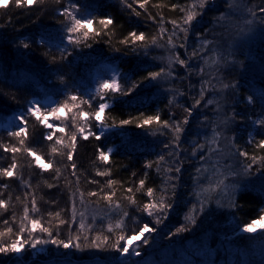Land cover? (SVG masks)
Here are the masks:
<instances>
[{
    "label": "trees",
    "instance_id": "1",
    "mask_svg": "<svg viewBox=\"0 0 264 264\" xmlns=\"http://www.w3.org/2000/svg\"><path fill=\"white\" fill-rule=\"evenodd\" d=\"M244 1L256 12L264 7V0ZM192 4L195 0H148L141 8L136 0H42L17 6L10 0L8 7H0V125L14 115L25 121L9 130L0 126V169L13 162L17 165L13 177L0 176V198L8 205L0 208V231L11 227L13 233L18 232L27 206L30 217L40 219L51 232V236L33 233L32 238L46 241L35 248L32 238L24 234L29 242L21 251L23 264H175L179 256L191 258L185 261L192 264H207L193 255L202 248L210 252L206 259L213 263L209 264H215L230 246L243 247L254 239L235 236L264 216V189L252 182L241 183L220 199L219 180L207 170L212 165L202 135L213 127L218 110L226 112V133L236 168L253 178L264 177V146H258L264 141V40L232 53L233 64L221 69L218 83L208 90L206 69L216 48H221L212 29L219 12L196 6L197 16L185 25L183 19ZM65 9L78 19L93 20L91 30L73 34L79 43L68 42L71 21L62 14ZM107 19L112 23H100ZM131 32L143 33L145 40L132 43ZM103 62L115 65L123 91L95 90L92 78ZM153 72L160 75L152 79L149 73ZM32 99L37 100L41 118L52 117L48 115L51 109L64 103L72 108L71 112L66 108L67 115L60 120L52 117L54 127H63L64 132L46 129L27 112ZM46 99L51 100L48 107L42 105ZM101 103L110 104L102 122L95 119ZM81 111L89 116H80ZM156 116L159 122L143 125L148 117ZM124 120L129 123L122 124ZM177 126L181 128L178 134ZM100 127L118 131L101 134ZM20 128L26 130L20 137L9 135ZM73 134L75 149L71 148ZM57 139L63 144H57ZM13 147L19 151L5 150ZM53 147L58 151L52 152ZM25 149L46 163L51 161L53 167L41 170ZM101 151L108 153L107 161L99 158ZM149 188L153 189L151 197ZM105 195H111V207ZM161 198L165 208L149 216L143 206L159 205ZM33 199L37 212H31ZM118 221L120 229L115 228ZM145 223L155 231L146 236L147 243L139 245L136 252L141 255L135 260H120L122 253L111 246L84 247L98 236L101 240L109 237L111 245L120 235L137 234ZM225 238L233 242L221 241ZM52 239H72L81 248H64L51 243ZM14 259L15 253L0 254V264H14Z\"/></svg>",
    "mask_w": 264,
    "mask_h": 264
},
{
    "label": "rangeland",
    "instance_id": "2",
    "mask_svg": "<svg viewBox=\"0 0 264 264\" xmlns=\"http://www.w3.org/2000/svg\"><path fill=\"white\" fill-rule=\"evenodd\" d=\"M195 5L201 11H209V13L215 14L219 12L214 19L212 29L213 36H216L217 42L220 44L221 48H216L217 52L213 56L212 62H209L206 69V78H208L209 82H211H208L209 85L207 84V88L208 90H211V87H213L215 83H218V79H220L219 72L221 69L225 68L226 65L230 67V64H233L234 57H230L232 53L236 52L235 54H237V51L245 48L246 44H250L251 42L260 39L264 40V13L254 11L246 5L244 0H206V6L203 8L199 7V0H195ZM113 78H115L118 82V71L115 65L109 62L101 63L95 70L92 78L95 90L100 89V85L104 81H111ZM50 102L51 100L46 99L42 102V105L48 107ZM105 104H107V107L110 105L109 103ZM29 108H38L36 99L30 100L27 108L28 113H30ZM227 115L228 114L223 110H218L217 114L213 117V127L209 130L207 135H202L204 141L206 140V148H209L207 158H209V162H211L212 165L207 170L213 172V176L219 180L217 188H221L218 192L220 199L228 196L230 190L232 191L238 184L241 183L252 182L257 184L261 189H264V177L253 178L246 172L236 168L232 151L230 149L231 139L226 133V124L229 121ZM47 121L52 124L54 118L50 117ZM17 123H21L20 116L14 115L7 118L5 123L0 126L9 130L14 125H17ZM45 128L50 130H59L57 127ZM117 131L118 130L114 128L100 127L101 134H111ZM150 233L151 232L145 233V237ZM263 235L264 229L259 228L256 232L252 233L245 232L243 230L240 231L235 237L244 236L245 238L254 239L244 244L243 247L230 246V249H226L223 252L225 255H223V257H221L215 264H264V240L260 239ZM221 241L231 243L233 242V238H225ZM143 242L144 238H141L139 241H135L133 243L134 251L130 250L128 253L122 254V257L119 259H123L122 261H128L138 258L141 254L136 255L135 253L138 250L139 245ZM226 246L229 245L226 244ZM162 250L165 249L162 248ZM167 250H169V248ZM167 250L166 254L168 253ZM177 251L178 250H176V252ZM36 252L38 254L42 253L40 249H37ZM179 253L180 252H177L176 254L179 255ZM193 255L199 256L203 260L207 261L205 262L207 264L213 263L206 259L210 257V252L206 251L204 248L200 251L194 252ZM21 256V252L15 253L13 263L23 264L20 262ZM32 258H36V256L34 255ZM187 259L191 258L185 256H181L180 258L179 256L176 258L175 264H192V262L185 261ZM168 264H172V262L169 261ZM193 264L197 263L195 262Z\"/></svg>",
    "mask_w": 264,
    "mask_h": 264
},
{
    "label": "snow or ice",
    "instance_id": "3",
    "mask_svg": "<svg viewBox=\"0 0 264 264\" xmlns=\"http://www.w3.org/2000/svg\"><path fill=\"white\" fill-rule=\"evenodd\" d=\"M10 2V0H0V7H8V3ZM38 2H42V0H15V3L17 6H22L24 4H27L29 6L36 4ZM136 2L139 3V6L141 8H143L145 6V4L148 2V0H136ZM206 6V0H199V7L203 8ZM73 8H75V5H73ZM196 5L192 4L188 7V11L187 14L185 16V18L183 19V24L188 25L190 24L195 17L197 16V12L195 11ZM182 11H184V9H182ZM259 11L261 13H264V7H261L259 9ZM63 15H65L66 19H70L71 24L70 26L67 27V32H68V42L69 43H79L80 39L77 36H74V33H80L82 29L88 28L89 30H91V26L93 24V20L91 19H78L76 18V16L69 11L68 9L64 10V13H62ZM137 15H139V13H137ZM101 24H111L112 20L111 19H107V20H101L100 21ZM175 24V22H173ZM182 31H187L186 28L181 29ZM83 37H87L88 36V32L84 31L82 32ZM129 36L132 38V43H135L137 41H144L145 40V35L143 33H140L139 35H137L135 32H131L129 33ZM153 43L156 42L155 37H153L152 40ZM169 43H171V40H169ZM25 47H27V45H25ZM177 59L179 60V58L177 57ZM179 63L181 65L185 64V61L183 60H179ZM160 75V73L157 72H153V73H149V77L152 79H155L156 77H158ZM133 87H135V85H133ZM111 90L112 92H118V91H123V89L121 88V85L117 82V80L115 78H113L111 81H104L101 85H100V89H98V92L101 90ZM132 89L130 88L128 91L130 92ZM127 94V93H125ZM72 101H75L77 99V97L73 96L71 97ZM84 103H87V101H84ZM200 101L197 100L196 104H199ZM211 103V102H209ZM73 107H78V105H73ZM107 107V104L105 103H101L99 105L98 110L95 112V119L97 121H101L102 122V116L103 113L105 111ZM67 108L68 112L72 111V108H68V104L64 103L61 104L58 108H52L51 111L48 113L49 116L54 117L56 120H60L61 116H65L66 117V113H65V109ZM186 111H190V110H186ZM29 112L36 117L37 120H39L41 123H43L45 125V127L47 128H53L54 125L51 123H48L47 118H41L40 112L41 110L39 108L36 109H32L29 108ZM80 116H83L85 118H87L89 116V113L87 112H83L81 111L79 113ZM73 121H75V116L72 117ZM153 120H156L157 122H159V116L156 117H148L146 120L143 121V125H147L150 124ZM21 122L25 123V121L23 120V118H21ZM187 122V121H185ZM122 124H128L129 121L128 120H124L121 121ZM165 126L167 125V122H164ZM143 125H137L138 127H141ZM59 131L64 132V128L61 127L59 129ZM26 130L24 128H20L19 131L16 132H11L9 133L10 136L13 137H20L23 133H25ZM79 132L81 134H83L84 132V128L80 127L79 128ZM181 132V128L179 126H177L175 128V133H180ZM92 133L89 132L88 135H91ZM47 139L51 140L52 139V135H48L46 137ZM85 139H87V136L84 137ZM178 138V137H177ZM71 148L75 149L76 144V135L73 134L71 136ZM20 144L23 145L24 144V140L21 139ZM57 144H63V141L60 139L56 140ZM258 146H264V141L260 142V145ZM6 151H12L13 153L19 151V149L13 147V148H6ZM25 151H27L29 153V155L34 157L35 163L36 165L41 169V170H48L51 169L53 167V164L51 161L49 162H45V160L38 154H36L34 151H31L30 149H25ZM57 148L53 147L52 148V152H57ZM242 156H246V153H240ZM67 158L69 161H71L73 159V155H72V151H69L67 153ZM99 158L103 161H107L109 159V155L108 153L101 151L100 152V156ZM161 159H163L161 157ZM201 159H203V157H201ZM255 157H253V161L255 162ZM17 167L16 163L13 162L9 168L7 169H0V176H4V177H13L14 176V170ZM72 167L75 168L76 165L72 164ZM249 167H251V165H249ZM57 174H59V169H56ZM177 171H179V169H177ZM199 171V170H198ZM97 175H105V173H100L98 172ZM113 183V181H109V184L111 185ZM222 183V182H221ZM141 186H143L144 181L141 180L140 181ZM130 191V190H129ZM147 194L149 197H151L153 195V189L149 188L147 190ZM89 195H96V193H89ZM19 199V198H17ZM103 199L107 200L109 202V206L111 207V195H105L103 197ZM7 202L5 200H3L2 198H0V208H6ZM170 206V205H169ZM117 207H119V205H117ZM165 208V204L163 203V198H161V202L159 203V205H157L156 203H147L143 206V210L149 215H153L154 211H159ZM38 208L36 206V201L35 199H33L32 201V207H31V212H37ZM75 212V210H73ZM52 215V214H50ZM83 213H81V217H83ZM125 215H127V213H125ZM56 218H59L60 214L56 213L55 214ZM27 222V223H25ZM7 225V221L4 222ZM60 223L63 224L65 223L64 220H60ZM30 225V227H29ZM85 225L83 224V222H81L80 224V228L84 229ZM122 227V222L118 221L115 224V228L120 229ZM113 226L110 224L108 226V230L111 232L112 231ZM264 229V216L260 217V219L254 220L249 224H246L244 226L243 231L245 232H256L257 229ZM43 232V233H48L51 236V232L49 230L48 227H45L42 223V221L40 219H36V218H31L30 217V213H29V209L27 206L24 207V212H23V216L21 218V227L19 228V231L16 233H13V229L11 227H7L5 231H0V254H7V253H20L23 249H24V245L25 243H28V239L24 238V234L27 233L29 238H32V234L35 232ZM155 231L154 228L149 227V225L147 223H145L143 225V227L139 230V232L131 237H125L124 235H120L119 238L115 241V243H112L111 245H109V237L104 236L103 239L101 240V238L98 236L95 239H93L91 242L89 243H85L84 247H96V248H100L102 245L104 246H111L113 248H117L122 254L124 253H128L130 250H133V243L135 241H139L141 240V238H144V243H147V238L145 237V233L148 232H152ZM177 231H183V229H177ZM13 235L15 238H13ZM87 237H85V240L87 241ZM128 242L124 243L123 245H121V241L126 240ZM98 241H100L98 243ZM46 241H40L38 239H31V245L33 248L36 247L37 244L40 243H45ZM51 243L53 244H58L61 245L64 248H69V247H75L77 249L81 248L80 244H73L72 239H69L67 242L61 241V240H57V239H52ZM136 255H139V252L135 253Z\"/></svg>",
    "mask_w": 264,
    "mask_h": 264
},
{
    "label": "water",
    "instance_id": "4",
    "mask_svg": "<svg viewBox=\"0 0 264 264\" xmlns=\"http://www.w3.org/2000/svg\"><path fill=\"white\" fill-rule=\"evenodd\" d=\"M120 260H123V259H120Z\"/></svg>",
    "mask_w": 264,
    "mask_h": 264
}]
</instances>
